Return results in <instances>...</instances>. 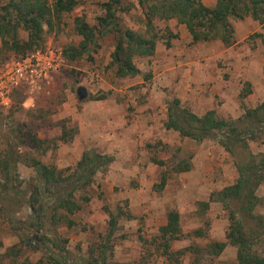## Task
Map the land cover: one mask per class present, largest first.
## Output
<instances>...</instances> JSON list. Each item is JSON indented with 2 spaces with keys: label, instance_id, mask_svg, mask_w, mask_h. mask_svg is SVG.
Segmentation results:
<instances>
[{
  "label": "rangeland",
  "instance_id": "obj_1",
  "mask_svg": "<svg viewBox=\"0 0 264 264\" xmlns=\"http://www.w3.org/2000/svg\"><path fill=\"white\" fill-rule=\"evenodd\" d=\"M105 1L80 2L63 15L60 27L46 35L39 50L62 53L77 46L80 37L74 19L80 17L97 36L93 60L69 62L63 57L64 65L48 74L39 88L18 89L12 105L0 111V152L9 145L6 140L18 147L15 176L20 185L14 193L13 185L9 189L0 174V264H10L5 252L11 249L20 251L15 261L19 264H47L46 248L33 241L58 240L54 233L63 242L71 264H83L89 251L102 243L109 247L106 264H194L192 249L226 241L227 213L217 195L237 179L236 163L264 154V125L255 130L253 122L242 119L246 109L264 104V24L250 17L230 20L234 42L225 46L218 40L193 42L185 26L175 20H155L159 38L154 55L134 59L141 75L119 78L109 66L115 34L104 32L98 23L105 15ZM215 2L203 0L211 8ZM121 3L125 10L116 14L119 27L145 35L138 0ZM26 39V33L20 32V40ZM16 57L0 49V72ZM246 88L250 92L241 98ZM176 101L198 116L213 110L224 120L236 122L242 131L248 126L255 131L253 139L245 141L246 149L233 146L231 155L217 140L182 138L164 127L168 107ZM91 153L110 162L104 165L100 161L94 168L87 188L89 202L69 216L73 226L50 225L55 203H47L37 214V205L30 209L23 201L16 203L21 201L14 197L16 192L27 198L38 184L32 161L55 168L64 178L74 173L84 154ZM152 158L164 165L154 164ZM181 163H187L189 169L175 172ZM163 174L168 179L159 191ZM3 190H9L6 200L1 198ZM256 195L260 204L255 214L264 220V182ZM104 208L117 219L110 239ZM170 211L179 214L181 238L170 244L166 257L161 255L159 228ZM33 216L43 225L41 230L33 227ZM258 251L264 255V242ZM211 264H238L236 248L228 244Z\"/></svg>",
  "mask_w": 264,
  "mask_h": 264
},
{
  "label": "trees",
  "instance_id": "obj_2",
  "mask_svg": "<svg viewBox=\"0 0 264 264\" xmlns=\"http://www.w3.org/2000/svg\"><path fill=\"white\" fill-rule=\"evenodd\" d=\"M89 0H0V49L11 52L19 57L43 48L46 35L53 33L60 27L63 15L71 13L80 2ZM144 12L145 35L125 30L119 27L117 12L125 8L121 0H106L102 4L105 12L104 17L98 18L99 27L104 32L113 31L116 44L110 55L109 66L113 68L115 75L119 78H134L141 75L140 70L134 64L137 57H151L154 55L156 42L159 38L154 29L155 20H175L178 24L185 26L193 42L220 41L225 46L234 42L233 28L230 20L238 21L250 17L254 21L264 24V0H216L214 6L207 7L203 0H138ZM74 30L80 37L75 47H68L62 50L63 57L69 62L86 58L89 62L93 60V53L97 49V36L93 27L84 21L83 18L74 19ZM20 32H25L27 39L20 40ZM172 36V35H169ZM258 38L260 34L256 35ZM148 79V76L143 77ZM242 91L241 98L250 92ZM245 121L253 122L255 130L264 125V104L253 109H246L243 115ZM243 123L242 121H238ZM239 129L234 121H226L219 117L215 111H208L198 116L185 108H182L176 101L175 105L168 107L165 128L173 130L182 138L201 142L206 139L217 140V142L231 155L234 153L233 146L243 145L246 149V140L253 139L255 131ZM220 136V138H217ZM9 144L4 151L0 152V174L4 175L6 183L13 185V191L19 188L16 184L18 177L15 173L19 162V150L16 145ZM250 155V154H249ZM104 158L96 154H84L77 163L74 173L68 177H62L55 168L47 167L38 161H32V169L36 174L38 184L34 186L30 195L25 198L16 192L21 201L17 204L26 203L28 206L36 207V214L42 212L47 203H55L50 217L52 227L58 224L74 223L69 219L82 209V206L90 200L87 188L92 182L94 168L100 166ZM110 160L103 162L108 164ZM152 162L159 166L164 165L163 161L152 158ZM102 164V165H103ZM187 163L177 164L175 172L187 171ZM237 179L235 182L222 189L218 193V201L223 205L227 213L228 229L225 234V242H213L205 248L192 249L194 264H211L224 251L229 244L236 248V261L238 264H264V255L259 253L258 247L264 242V220L255 214L260 199L256 195V189L264 182V154L249 156L246 162L236 163ZM168 177L163 174L158 190L161 191L166 185ZM5 183V184H6ZM18 183V182H17ZM11 189V190H12ZM6 192L1 191V198L7 199ZM15 193V191H14ZM235 204L232 208L231 204ZM203 207L208 205L203 203ZM109 217V233L111 238L117 224L116 217L104 208ZM124 216L130 218L127 212ZM58 216V217H57ZM35 217V216H33ZM33 220V227L41 230L43 225ZM159 246H162V256L167 254L170 244L181 238L180 218L176 211H170L166 216V223L159 228ZM58 240L45 239L33 241L41 243L48 254L47 264H71L67 261V251L63 242L57 234H53ZM197 237L201 233L196 232ZM64 241V240H63ZM66 242V241H64ZM109 248L107 243H102L97 250L89 251L88 258L83 259V264H106V254ZM184 251H187L186 249ZM184 251L178 252L182 254ZM20 251L11 249L6 251L10 264H19L16 257ZM65 254V255H64ZM173 258V256H172ZM40 264V263H39Z\"/></svg>",
  "mask_w": 264,
  "mask_h": 264
},
{
  "label": "built area",
  "instance_id": "obj_3",
  "mask_svg": "<svg viewBox=\"0 0 264 264\" xmlns=\"http://www.w3.org/2000/svg\"><path fill=\"white\" fill-rule=\"evenodd\" d=\"M61 52L51 49L14 58L0 72V111L12 105L14 93L22 88L35 90L48 74L64 65Z\"/></svg>",
  "mask_w": 264,
  "mask_h": 264
},
{
  "label": "crops",
  "instance_id": "obj_4",
  "mask_svg": "<svg viewBox=\"0 0 264 264\" xmlns=\"http://www.w3.org/2000/svg\"><path fill=\"white\" fill-rule=\"evenodd\" d=\"M212 111V110H211ZM167 114H168V112H167ZM205 114V113H204ZM166 120H167V118H166ZM164 127H165V124H164ZM166 129V128H165ZM166 130H168V129H166ZM170 131H173V130H170ZM173 132H175V131H173ZM177 133V132H176ZM178 134V133H177ZM179 135V134H178Z\"/></svg>",
  "mask_w": 264,
  "mask_h": 264
},
{
  "label": "water",
  "instance_id": "obj_5",
  "mask_svg": "<svg viewBox=\"0 0 264 264\" xmlns=\"http://www.w3.org/2000/svg\"><path fill=\"white\" fill-rule=\"evenodd\" d=\"M80 90H81V89H78V91H77V92H80Z\"/></svg>",
  "mask_w": 264,
  "mask_h": 264
}]
</instances>
